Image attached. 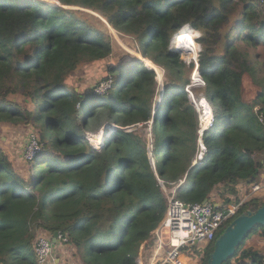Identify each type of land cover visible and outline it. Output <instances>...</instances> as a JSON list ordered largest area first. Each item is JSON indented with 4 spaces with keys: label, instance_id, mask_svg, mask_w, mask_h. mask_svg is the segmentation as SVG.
<instances>
[{
    "label": "trees",
    "instance_id": "obj_1",
    "mask_svg": "<svg viewBox=\"0 0 264 264\" xmlns=\"http://www.w3.org/2000/svg\"><path fill=\"white\" fill-rule=\"evenodd\" d=\"M57 1L96 11L161 68L165 81L160 87L156 70L129 54L108 63L113 35L81 9L0 0V123L31 125L41 146L26 175L0 148V262L37 264V236L57 231L67 236L57 242L66 244L69 264H137L144 238L161 217L158 179L186 203L211 196L236 202L239 184L264 173V62L251 51L264 44V6L259 0ZM185 24L199 33L204 85L191 83L194 60L170 48ZM183 32L174 37L175 48L192 58L197 45ZM87 62L105 64L107 92L95 91L99 82L85 90L72 85L75 70ZM187 87L197 103L207 100L213 115L196 164L201 124ZM106 124L121 129L93 146L89 134L99 132L100 140ZM263 203L264 196H256L240 205L198 263L208 264L235 217ZM254 233L263 235L264 224H256L222 264H264V251L246 245Z\"/></svg>",
    "mask_w": 264,
    "mask_h": 264
},
{
    "label": "built area",
    "instance_id": "obj_2",
    "mask_svg": "<svg viewBox=\"0 0 264 264\" xmlns=\"http://www.w3.org/2000/svg\"><path fill=\"white\" fill-rule=\"evenodd\" d=\"M264 6V0H259ZM198 36V34H197ZM171 48L173 46L171 45ZM199 46L195 55L199 51ZM194 58V57H193ZM192 58V59H193ZM194 60V59H193ZM109 81V82H107ZM99 82L95 91L98 92L104 88L107 92L110 80ZM198 85H204L203 80L193 78ZM107 84V85H106ZM189 96L192 97L191 91L188 89ZM202 110L199 111V120L203 128H207L212 124V116L208 121L203 122L205 117V108L210 107L201 100ZM29 134L27 145L25 148V159L31 160L36 156L40 149V142L37 134L33 130ZM95 137L89 135V140L92 143ZM103 139V138H102ZM97 140V138H96ZM98 145H100V140ZM94 143V142H93ZM202 139H198V151L192 163L196 164L203 158L205 147ZM185 175L179 178L178 184L182 183ZM162 199L159 204V212L161 217L152 231L144 238L137 264H199L198 258L203 254V247L215 239L217 230L222 226V223L232 218L238 207L244 202L256 196H264V173L260 172L257 179L239 184L237 187L238 201L225 202L221 199L216 200L214 196L206 199L203 202L186 203L174 197L167 183L158 179ZM250 211V210H248ZM151 237H154L153 243L149 248L148 256L144 258L143 250L150 242ZM58 240H67L60 232L57 234ZM54 242L52 235L39 234L35 241L34 251L37 264H56L53 256ZM145 259H148L147 262ZM0 264H3L0 262Z\"/></svg>",
    "mask_w": 264,
    "mask_h": 264
},
{
    "label": "rangeland",
    "instance_id": "obj_3",
    "mask_svg": "<svg viewBox=\"0 0 264 264\" xmlns=\"http://www.w3.org/2000/svg\"><path fill=\"white\" fill-rule=\"evenodd\" d=\"M49 1H52V0H49ZM65 7H70V6H65ZM71 8H75V7H71ZM75 9H81V12H83L81 15L84 16V18H86L90 23H92L95 26H98L99 28L105 27L107 29V31H109L111 33V35H113V41H112L113 42V51H112L110 57L108 58V60H106L108 63L119 62L120 60H122V58L125 56V54H129L132 57H138L139 60L144 61L145 65H146L148 58L142 56V54H140L138 51H135V49L132 46L130 38L125 37V36H122V38L118 37V34L115 32V30H113L110 27V25L106 22V20L102 16H100L99 14L97 15L96 11L92 12V11L88 10L87 8H83V7H79V8H75ZM94 13H96V14H94ZM183 27L184 26H182L181 28H183ZM182 31H184V30H182ZM183 33L189 34L191 37H193L195 39V40L193 39L194 42L197 43L196 42V38H197V35H196L197 32L196 31L195 32L184 31ZM177 34L179 35L180 32ZM197 47H198V45H197ZM251 51L253 54H255L256 56L259 57L260 61L264 62V44L258 45L256 48L252 49ZM177 52L180 54V57L187 60V57L185 55L181 54L180 51H177ZM105 72H106L105 71V64L102 62L81 63L77 67V69L75 70V72L73 74L72 85H74L77 89H81V90H85L87 88H92L98 82L103 81V76H104ZM162 72L160 73L162 75L160 80L162 81V84H163L165 81V78H164V75L162 74ZM107 82H109V81H107ZM159 84H160V82H159ZM246 84H247V86L251 87L250 81L248 79H246ZM160 87H161V85H160ZM107 88L108 87H106V89ZM98 92L100 94H102V93H105V90H104V88H102L101 90L99 88ZM191 93H192V97L191 96H189V97L192 100V98H194V95H193V92H191ZM11 98H14L15 100L19 101V99L21 97L18 95H13V96H11ZM194 100H195V98H194ZM194 103H195L194 106H196V108H197L198 103L196 101ZM196 103H197V105H196ZM33 129L34 128L31 127V125H28L25 123H20L17 125H13L11 123H0V148L3 149L8 154V156L13 161V163H15V166L17 167V169L24 175L27 174L28 165H29L28 160H26L24 158L25 157V151L24 150H25L26 145H27L28 136L30 133H32L31 130H33ZM145 130L146 129L143 130V134L147 133L149 135V132L148 131L146 132ZM93 142L91 143V144H93V146L99 147L98 141L96 140V138H94ZM242 183L243 182H241V184ZM219 190H222V188L221 187L216 188V191H219ZM60 246L63 249L64 248L67 249L66 244L63 242H60ZM147 247H145V249H144L145 256H147L148 252H149ZM147 260L148 259H145L146 262H147ZM72 264H80V263L77 260H73Z\"/></svg>",
    "mask_w": 264,
    "mask_h": 264
},
{
    "label": "water",
    "instance_id": "obj_4",
    "mask_svg": "<svg viewBox=\"0 0 264 264\" xmlns=\"http://www.w3.org/2000/svg\"><path fill=\"white\" fill-rule=\"evenodd\" d=\"M46 1L49 3H53V4L65 5V4L59 3L57 0H52V1L46 0ZM65 6H70V5H65ZM71 7L79 8V6H72V5L70 6V8ZM88 10L95 12L91 9H88ZM96 13H94V14H96ZM97 15H98V13H97ZM197 55H198V53H197ZM197 55H195L193 58L195 61V68H194V71H193L191 77L195 78L196 80L197 79L202 80L200 73L197 69V65H198V62L196 59ZM144 57H146V56H144ZM190 60H191V58H187V61H190ZM146 65H147V67L154 68L156 70L157 79L159 80L160 85L162 87V81L160 80V78H161L160 73L162 72V70L160 69V67L155 66L153 64V62L150 60H147ZM196 82L197 81H192L191 83L193 85H198V83H196ZM162 93H163V91L161 88V95H162ZM192 100L195 102L194 98H192ZM196 105H197V103H196ZM198 109H199V107H198ZM105 126H107V131H105L107 136L109 134H111L112 131H115L117 128H120L119 126L113 125V124L112 125L106 124L102 128H104ZM202 129H204V128L202 127L201 129H199L200 134H202V131H203ZM97 133H99V132L94 133L93 136H95V134H97ZM103 143H104V140H103ZM151 154H152L151 150H150V148H148V154L147 155L149 156V160H150V163L152 165V168L156 172L155 165H154ZM254 175H255V173H253L252 176H254ZM250 179L251 178H248V180H250ZM256 224H264V203L261 206H259L255 211L247 212L246 214H242V215L236 217L230 223V225L224 230V232L215 241V246H214V249L212 250V252L210 254L208 264H222L223 261H225L228 257L232 256L235 252L236 247L245 239V237L249 234L251 229ZM57 234H58L57 231H55L53 233L52 241L54 243L57 241Z\"/></svg>",
    "mask_w": 264,
    "mask_h": 264
},
{
    "label": "crops",
    "instance_id": "obj_5",
    "mask_svg": "<svg viewBox=\"0 0 264 264\" xmlns=\"http://www.w3.org/2000/svg\"><path fill=\"white\" fill-rule=\"evenodd\" d=\"M246 245H252L254 248H259L264 251V234L259 235V233H254L249 236L246 240ZM56 247V248H55ZM53 256L55 257L56 264H69L71 262V257L66 255L65 248H61L60 243L57 242L54 246Z\"/></svg>",
    "mask_w": 264,
    "mask_h": 264
},
{
    "label": "clouds",
    "instance_id": "obj_6",
    "mask_svg": "<svg viewBox=\"0 0 264 264\" xmlns=\"http://www.w3.org/2000/svg\"><path fill=\"white\" fill-rule=\"evenodd\" d=\"M183 26H187L188 28L190 27L191 29H193V28H192L190 25H188V24H185V25H183ZM196 31H197V30H196ZM197 34L199 35L198 31H197L196 35H197ZM197 37H198V36H197ZM172 39H173V37H172ZM171 41H172V40H171ZM171 45H172V42H170V48H171ZM197 45H199V44L197 43ZM199 48H200V46H199ZM171 49L174 50V51H178V50H175V48H171ZM191 60H193V59L191 58ZM191 60H190V61H191ZM188 62H189V61H188ZM194 62H195V61H194ZM191 78H192V77H191ZM192 81H193V78H192ZM203 82H204V81H203ZM192 85H193V84H192ZM201 100H204V102L210 107V109H209V113H211V116H213V115H212V108H211V106L209 105V103L207 102V100H205L204 98H202ZM201 100L199 101V103H198V105H197V106L199 107L200 110H202ZM198 107H197V109H198ZM208 118H210V117H208ZM200 124H201V123H200ZM202 127H203V126L201 125L200 129H201ZM204 129H205V128H204ZM202 130H203V129H202ZM199 131H200V130H199ZM202 132H203V131H202ZM199 134H200V132H199ZM89 135L93 136L94 134H89ZM201 135H202V134H200V137H199L200 139H201ZM106 136H107V135H106V133H105V135L103 136V139H102V138L100 139V141H101V140H102V141L100 142V145H99V146H101V145L104 144V143H103V140L105 139ZM93 137H95V136H93ZM90 143H91V142H90ZM92 145H93V144H92ZM259 173H260V172H259ZM203 201H204V200H203ZM248 210H250V209H248ZM248 210H246L243 214H246L247 212H253L252 210H250V211H248ZM241 215H242V214H241ZM239 216H240V215H239ZM237 217H238V216H237ZM235 218H236V217H235ZM235 218H234V219H235ZM234 219H233V220H234ZM233 220H232V221H233ZM232 221H231V222H232ZM229 225H230V223H229ZM52 236H53V235H52ZM56 242H57V241H56ZM56 242H55V243H56ZM55 243H54V244H55ZM140 248H141V247H140Z\"/></svg>",
    "mask_w": 264,
    "mask_h": 264
},
{
    "label": "bare ground",
    "instance_id": "obj_7",
    "mask_svg": "<svg viewBox=\"0 0 264 264\" xmlns=\"http://www.w3.org/2000/svg\"><path fill=\"white\" fill-rule=\"evenodd\" d=\"M182 30H184V31H190V32H195L196 30L195 29H191L190 27L188 28L187 26H184L183 28H181L179 31H177L174 35H173V39H172V46H173V48H175V45L176 44H179V42L176 40V39H174V37L175 36H177L178 34L177 33H179V32H181ZM197 32V31H196ZM193 38V37H192ZM186 39H188V38H183L182 39V41L180 42V43H182L184 40H186ZM194 39V38H193ZM195 40V39H194ZM196 45H197V43H196ZM198 48V47H197ZM175 50H178V49H176L175 48ZM179 51V50H178ZM196 51H197V49H196ZM196 53V52H195ZM195 56V54L193 55V57ZM192 57V58H193ZM161 77H162V75H161ZM206 113H205V117H204V120H203V122H207L208 121V117H211V113H209V110H208V107H206L205 108V110H204ZM104 136V135H103ZM103 138V137H102ZM204 145V144H203ZM204 147H205V145H204ZM205 149H206V147H205Z\"/></svg>",
    "mask_w": 264,
    "mask_h": 264
}]
</instances>
